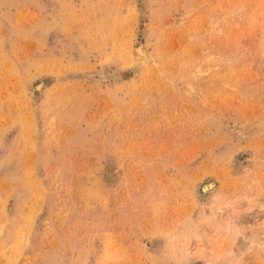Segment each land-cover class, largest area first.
<instances>
[{"label": "rangeland", "instance_id": "1", "mask_svg": "<svg viewBox=\"0 0 264 264\" xmlns=\"http://www.w3.org/2000/svg\"><path fill=\"white\" fill-rule=\"evenodd\" d=\"M0 264H264V0H0Z\"/></svg>", "mask_w": 264, "mask_h": 264}, {"label": "bare ground", "instance_id": "2", "mask_svg": "<svg viewBox=\"0 0 264 264\" xmlns=\"http://www.w3.org/2000/svg\"><path fill=\"white\" fill-rule=\"evenodd\" d=\"M109 74H110V73H109ZM113 74H114V73H113ZM106 75H107V74H106ZM114 75H115V74H114ZM107 76H108V75H107ZM107 76H106V77H107ZM119 76H120V75H119ZM106 77H105V78H106ZM120 77H121V76H120ZM117 78H118V76H117ZM112 79H113V78H112ZM40 85H41V84H40ZM37 87H39V86H37ZM36 89H37V88H36ZM238 164H239V163H238ZM238 164H237V165H238ZM240 164H241V163H240ZM208 183H209V181L206 182V184L202 185V188H203L202 190H203V191H204L205 188L210 187V184H208ZM211 187H212V186H211ZM207 190H208V189H207ZM207 190H206V191H207ZM30 218H31V217H30ZM240 233H241V232H240ZM242 233H243V232H242ZM244 234H245V233H244ZM245 236H246V235H245ZM245 236H244V237H245ZM244 237H242V238H244ZM246 239H247V237H246ZM246 239H244V240H246ZM242 240H243V239H242ZM236 243H237V242H236ZM20 244H22V242H21ZM242 244H243V242H242ZM244 244H245V243H244ZM246 244H247V243H246ZM246 244H245V245H246ZM245 245H242V247L245 246ZM245 247H247V245H246ZM18 255H19V254H18Z\"/></svg>", "mask_w": 264, "mask_h": 264}]
</instances>
